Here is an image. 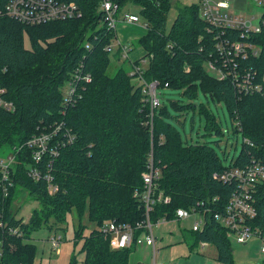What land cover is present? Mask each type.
Wrapping results in <instances>:
<instances>
[{
    "label": "trees",
    "instance_id": "trees-1",
    "mask_svg": "<svg viewBox=\"0 0 264 264\" xmlns=\"http://www.w3.org/2000/svg\"><path fill=\"white\" fill-rule=\"evenodd\" d=\"M9 1L0 0V88L11 106H0V154L8 151L14 162L6 182L0 174V264H33L31 234L44 226L59 229L72 209L79 218L87 210L96 226L87 235L83 226L74 233L82 264H129L134 247L110 249L99 228L106 222L135 225L144 218L134 192L142 188L150 156L160 173L158 191L170 197L169 204L152 208L151 222L174 220L179 208L203 213L202 231L183 234L192 242L189 248L212 245L219 264H234L226 232L212 215L223 211L237 189V181L217 176L253 162L264 167V12L259 31H245L201 19L194 3L180 8L167 28L174 0H111L120 15L129 4L139 7L133 13L146 29L137 40L147 60L142 79L156 83V97L158 89L173 91L164 94L178 113L172 116L160 103L151 109L143 85L132 83L128 69L120 66L109 74L115 33L103 22L100 0H56L74 3L80 14L31 26L7 15ZM234 42L244 50L234 52ZM200 95L206 103L196 104ZM210 102L223 104L234 133L243 139L226 165L225 152L220 158L208 142H182L168 120L183 124L179 117L192 111L206 134L221 135ZM40 134L48 136L47 151L35 163L27 142ZM31 169L39 179H32ZM50 186L56 187L52 193ZM16 189L39 205L27 221L12 210ZM253 205V226L264 231V182L254 191ZM68 264H77L75 254Z\"/></svg>",
    "mask_w": 264,
    "mask_h": 264
},
{
    "label": "built area",
    "instance_id": "built-area-1",
    "mask_svg": "<svg viewBox=\"0 0 264 264\" xmlns=\"http://www.w3.org/2000/svg\"><path fill=\"white\" fill-rule=\"evenodd\" d=\"M197 1L199 5V17L211 24L245 31H259L260 18L255 23L250 24L248 20L234 13H230L228 0ZM253 1L257 5L264 7V0ZM99 9L103 13L104 24L108 29L114 31V33L117 23L124 21L128 24H136L139 22L138 17L133 14H118V6L112 3L111 0H100ZM6 12L9 17L28 26L68 19L80 14L79 9L74 3L59 2L56 0H10L6 4ZM243 45L241 42H234L230 46L234 52L240 53L244 50ZM120 47L121 57L127 59L128 47L125 45H120ZM140 82L143 85L142 92L146 96L151 109L157 108L159 101L155 92L157 87L156 83H146L143 79H140ZM254 89L260 90L258 87ZM2 93L3 90L0 88V106L10 109L11 106L3 100ZM47 140V135L40 134L34 136L27 142V146L32 148L31 155L35 163H38L42 155L47 151ZM13 162V156H9L8 161L0 159L1 181H7V175ZM29 175L33 180L39 179L36 169H31ZM159 177V170L154 168L150 156L145 171L141 174L142 188L134 192V197L144 207V218L136 222L135 225L115 222H106L101 225L99 229L107 239L110 249L122 250L144 245L152 248L154 254L155 237L153 235V225L159 222H167V220L162 217L156 223H152L149 218V213L156 204H169L170 202L169 196L163 195L161 191H158L157 181ZM217 179L224 182L235 180L237 181V189L232 192L223 211L214 213L212 217L225 230L229 241L232 239L237 244H245L252 236H256L259 240V252L264 256V231L259 227L253 226V220L256 217L253 195L256 187L264 182V167L259 163L253 162L244 169L236 168L225 171L217 176ZM11 185L9 183V186ZM55 190L56 187H49V193ZM4 192L7 194L6 188H4ZM190 217H194L191 231H202L205 224L204 215L201 212L195 211L193 208L189 210L183 208L177 209L174 220L181 221ZM60 241V236L50 239L51 248L55 254L59 251ZM153 264L164 263L154 262Z\"/></svg>",
    "mask_w": 264,
    "mask_h": 264
},
{
    "label": "rangeland",
    "instance_id": "rangeland-1",
    "mask_svg": "<svg viewBox=\"0 0 264 264\" xmlns=\"http://www.w3.org/2000/svg\"><path fill=\"white\" fill-rule=\"evenodd\" d=\"M197 2V0H174V4L167 17V28L171 26L180 8L194 3L197 4ZM228 4L230 6V13H234L245 20H248L250 24L255 23L264 12V7L257 5L253 0H228ZM138 11L139 7L129 4L121 10V13H137ZM130 27L131 26L117 23L115 36L110 44V67L108 71L109 74H113L117 68L122 66L133 73L132 75H134V77L132 78V83L137 84L140 79H142L141 70L145 67L147 60L144 57H141L140 60H138L139 64H136V62L133 63L130 70L128 66L130 62L127 59L121 58V48L118 45L120 42L121 45L127 46L128 49H133L128 52V55L130 53L133 57L137 56L136 51L141 49V47L138 46L137 41L135 42L133 39L129 38ZM124 39L126 40L124 41ZM24 47L29 48V42L26 35H24ZM119 50L120 54H118ZM140 84L142 83L140 82ZM171 92L173 91L158 89L157 98L161 105L168 106L170 115L176 116L178 113L169 108V102L164 99V94ZM170 98L177 99L178 96L173 95L170 96ZM184 102L187 103V100ZM199 103H206L205 98L201 95L196 100V104ZM208 106L215 116L221 135H218L213 131L210 134H206L203 130V121L197 113H193L192 111L179 117L180 122H183L185 119L183 124L176 122L173 118H169L168 120L179 131L182 142H189L192 144H195L196 141L199 143L208 142L215 148L216 153L220 158H222V154L225 152L227 159L226 161L223 160L222 163L226 165L232 157L238 155L243 139L241 134L234 133V124L223 104H213L210 102ZM7 152L8 151L6 150L1 151L0 159L8 161L9 156L12 155H9ZM14 198L12 210L16 213L17 217L22 218L24 221H27L34 209L39 208L38 203L22 189H16ZM193 221L194 217H190L181 221L171 220L153 225V235L155 237L154 254L151 248L144 245L139 246L130 253L129 264H153L154 262H161L164 264L216 263L215 260H212L210 250L213 247L212 245H209L210 247L203 252L200 250V245H198V248H195L193 251H189L188 246L182 242L183 231H190ZM79 226H83L84 235H87L91 230L96 228L95 224L88 220L87 210L84 211L79 218L76 211L72 209L66 216V223L61 225L59 229H47L44 226L41 229L34 231L31 234V242L36 246V254L33 264H68L73 254L76 255L77 264H82L84 255L79 253L81 242L77 246H74V233ZM58 236H60L61 241L59 251L55 254L51 248L50 239ZM230 247L232 249L234 264H264V256L259 252V240L256 236H252L245 244H237L231 239Z\"/></svg>",
    "mask_w": 264,
    "mask_h": 264
},
{
    "label": "crops",
    "instance_id": "crops-1",
    "mask_svg": "<svg viewBox=\"0 0 264 264\" xmlns=\"http://www.w3.org/2000/svg\"><path fill=\"white\" fill-rule=\"evenodd\" d=\"M126 13H129V14H133L134 15V13L133 12H126ZM140 22H142L141 20L138 22V23H136V24H127V23H124V22H120L122 25H126V26H131L130 27V30H129V32H130V36H129V38H131V39H133L135 42L142 36V35H144L145 34V31H146V29H145V27H144V25H143V23H140ZM126 30V29H125ZM126 39H124V41H125ZM119 47H120V45H121V43L119 42ZM121 48V47H120ZM131 50H133V49H131V48H129V52L131 51ZM137 52V56L136 57H133V56H131L130 55V53H129V55H130V58H129V55H128V58H127V60L130 62V64H133V63H135L136 61H138V60H140V58L141 57H143V55H144V51H143V49L141 48V49H139L138 51H136ZM118 54H120V50L118 51ZM122 58V57H121ZM131 59V60H130ZM186 232H191V229H190V231H183V234H186ZM185 239H186V237H185V235H183V239H182V242L183 243H185L187 246H188V248L190 247V244H192V242H188V243H186L187 241H185ZM198 245H200L199 247L201 248L200 250H201V252H203L204 250H207L210 246H209V244H198ZM195 248H198V246H193L192 248H189V251H193ZM136 248H134V250H135ZM151 250H152V248H151ZM211 255H212V260H215V262L216 263H214V264H219L217 261H216V249L214 248V247H212L211 249ZM152 252H153V250H152Z\"/></svg>",
    "mask_w": 264,
    "mask_h": 264
}]
</instances>
